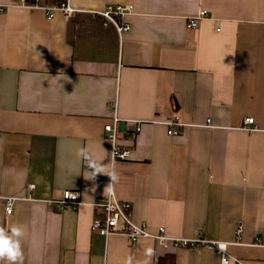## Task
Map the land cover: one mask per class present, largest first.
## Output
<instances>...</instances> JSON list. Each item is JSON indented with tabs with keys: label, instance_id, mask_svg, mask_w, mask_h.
<instances>
[{
	"label": "crops",
	"instance_id": "obj_1",
	"mask_svg": "<svg viewBox=\"0 0 264 264\" xmlns=\"http://www.w3.org/2000/svg\"><path fill=\"white\" fill-rule=\"evenodd\" d=\"M20 2L0 0V197L16 199L0 226L24 228V264H221L202 243L95 231L111 194L153 234L264 264V0H70L72 19ZM109 5L132 8L128 33L93 12ZM115 118L126 160L104 129ZM128 121L143 122L134 142ZM81 150L104 169L94 180ZM67 190L77 208L58 210Z\"/></svg>",
	"mask_w": 264,
	"mask_h": 264
},
{
	"label": "built area",
	"instance_id": "obj_2",
	"mask_svg": "<svg viewBox=\"0 0 264 264\" xmlns=\"http://www.w3.org/2000/svg\"><path fill=\"white\" fill-rule=\"evenodd\" d=\"M20 7H25L28 9H40L45 13L48 18H53L55 14L61 13L67 19H72L75 13L81 12L75 9L70 0H65L59 4L53 6H43L40 4L39 0H21ZM94 13L100 15L104 20V25H113L116 27L119 34L128 33L131 30L129 22L126 20V17L132 13V8L125 5H109L101 11H93ZM207 17V11L202 10L200 13L187 22V27L190 29L195 28L198 25V22ZM116 111V110H114ZM118 123L119 120L115 118L113 124H108L105 126V131L108 133V139L112 142V158L126 160L130 157L131 148L129 146H122L121 141L118 137ZM130 125L129 139L135 141L136 137L142 130L143 122L141 121H128ZM243 129L248 132L261 131V127L258 125L256 120L253 117H246L243 123ZM168 133L170 135H177L184 127V123L178 120H170ZM34 187L28 185L27 190L31 191ZM79 192L78 191H64L63 198L56 202L57 209L63 210L66 208L75 209L79 203ZM0 203L3 204L5 213L7 215H12L14 213V206L16 199L12 197H0ZM100 205L106 217L104 220H95L92 223V228L104 236L110 234H121L125 235L132 245H135L138 239L142 237H152L155 238L161 245L166 246V243L173 241L175 246H190L197 243L205 244V246L211 247L216 250L220 258L222 255H226L229 258V264L233 261L227 252L222 254L218 249V244L220 242H207L203 240L198 241H188L184 239H173L166 235V231L163 227H160L157 234H153L149 231L145 223L136 224L133 221L132 215V206L128 202L118 201L111 194L108 198L101 199L98 203ZM242 233V227H238L237 235ZM228 244V242H225ZM237 264H242L241 261L235 259Z\"/></svg>",
	"mask_w": 264,
	"mask_h": 264
},
{
	"label": "clouds",
	"instance_id": "obj_3",
	"mask_svg": "<svg viewBox=\"0 0 264 264\" xmlns=\"http://www.w3.org/2000/svg\"><path fill=\"white\" fill-rule=\"evenodd\" d=\"M82 155L88 163V167L93 169L89 178L94 180L96 175L103 172L104 169L93 159H91L88 153L81 150ZM112 180L116 179L114 172L108 173ZM25 236V230L20 225H13L11 228L0 226V264H24V254L22 250L21 241ZM228 244L220 242L218 244L219 251L224 254L227 252ZM152 250H147V255L152 256ZM235 261V257L231 258ZM129 264L131 261L129 260ZM221 264H229V258L226 255L221 256Z\"/></svg>",
	"mask_w": 264,
	"mask_h": 264
},
{
	"label": "trees",
	"instance_id": "obj_4",
	"mask_svg": "<svg viewBox=\"0 0 264 264\" xmlns=\"http://www.w3.org/2000/svg\"><path fill=\"white\" fill-rule=\"evenodd\" d=\"M158 264H176L175 256L167 255L163 258H160Z\"/></svg>",
	"mask_w": 264,
	"mask_h": 264
},
{
	"label": "water",
	"instance_id": "obj_5",
	"mask_svg": "<svg viewBox=\"0 0 264 264\" xmlns=\"http://www.w3.org/2000/svg\"><path fill=\"white\" fill-rule=\"evenodd\" d=\"M125 126H126V123H121V129L123 130L124 128H125Z\"/></svg>",
	"mask_w": 264,
	"mask_h": 264
}]
</instances>
